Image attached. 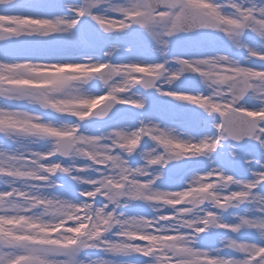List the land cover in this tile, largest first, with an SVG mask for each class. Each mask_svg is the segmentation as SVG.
<instances>
[{
    "label": "clouds",
    "instance_id": "obj_1",
    "mask_svg": "<svg viewBox=\"0 0 264 264\" xmlns=\"http://www.w3.org/2000/svg\"><path fill=\"white\" fill-rule=\"evenodd\" d=\"M24 2L0 42L80 51L0 59V264H264V0ZM134 29L156 58L109 39ZM198 33L227 49L173 51Z\"/></svg>",
    "mask_w": 264,
    "mask_h": 264
},
{
    "label": "rangeland",
    "instance_id": "obj_2",
    "mask_svg": "<svg viewBox=\"0 0 264 264\" xmlns=\"http://www.w3.org/2000/svg\"><path fill=\"white\" fill-rule=\"evenodd\" d=\"M0 20H5L8 22H14L13 17H0ZM200 34H195L193 36H178L173 39L172 45L175 44L176 42H180L182 45L187 44L189 42V38L193 37L194 39L198 37L199 40H197L198 44L196 46H193L192 48H188L187 50H181V49H173L174 52H178L181 54H198V53H204V52H209L215 49H220L219 44H226L225 41H223L219 37H213L209 36L207 34V37H204L200 39ZM126 36V38H124ZM91 39V38H90ZM109 39H117L119 41H122L124 43H131L133 45L132 48V54L136 56L143 57L145 59H154L156 58L154 56L153 50H152V41L143 33L138 30H133L132 32H122L119 36L117 37H109ZM128 39V40H126ZM191 40V39H190ZM212 40V42H210ZM14 41L20 42V44L25 48V53H28L26 57H38L40 53H45L49 57L55 54H61V53H76L80 51L79 48L73 47L70 44L64 43V42H54L52 44L48 45H42V44H37V43H30L29 40H20V39H13L10 38L9 42L12 43ZM192 41V40H191ZM8 43H2L0 42V47L3 46H9ZM92 42L99 47V41L93 39ZM227 45V44H226ZM56 46H59L60 48H55ZM11 47V46H10ZM173 48V47H172ZM14 59H19V56H16ZM13 60V59H12ZM62 67H65L66 69H71L73 66L72 65H63ZM61 67V68H62ZM39 83H44L43 81ZM198 86V82L196 80V77L193 78H185L181 82V86ZM153 102L154 104H159L162 102L166 108L171 109V105L168 103L166 98H161L158 96H152L150 99V104ZM17 106V105H16ZM49 116V118H52V114H46ZM1 140V138H0ZM241 150L243 152H253L255 150V146L250 143L243 144L241 146ZM179 176V175H178ZM177 176V177H178ZM175 177V178H177ZM173 178V177H172ZM134 260H138L139 254H136L135 256L131 257Z\"/></svg>",
    "mask_w": 264,
    "mask_h": 264
},
{
    "label": "bare ground",
    "instance_id": "obj_3",
    "mask_svg": "<svg viewBox=\"0 0 264 264\" xmlns=\"http://www.w3.org/2000/svg\"><path fill=\"white\" fill-rule=\"evenodd\" d=\"M200 39L207 37V34L201 33L200 34ZM124 38H126V36H124ZM192 41H191V40ZM128 40V39H126ZM198 37L197 38H189V42L185 45V44H181L180 42H176L175 44L172 45L173 49H181V50H187L188 48H192L193 46H196L198 44L197 42ZM30 43H34L33 41H30ZM212 42V40L210 41ZM11 46V47H10ZM55 48H60L59 46H56ZM219 48L220 49H227V45L222 43L219 44ZM25 48L20 44V42L18 41H14L12 43L9 42V46H3L0 47V59H8V60H12L14 59L16 56H19V59L25 58L28 53H25ZM48 56L45 53H40V55L38 57L40 58H44ZM65 67H62L60 70H65ZM182 87H197V86H182ZM17 107H27L26 105H17ZM150 109L153 112V114L163 117L165 119H176L179 121H182L184 123H187L189 125H191L194 129H199L200 127H202L200 118L192 113L189 112H181L179 110H173L172 106L171 109H168L165 107V105L160 102L159 104H154L153 102H151L150 104ZM53 116V115H52ZM52 119H55V116L52 117ZM0 143H7V141H4L2 138L0 140ZM197 162L196 161H192L191 164L195 165ZM65 186L66 188H70L69 183L66 181L65 182ZM2 187V186H0ZM139 210L138 207H133L132 209H130V211H137ZM133 257V256H131ZM131 257H126L125 259L127 260H134Z\"/></svg>",
    "mask_w": 264,
    "mask_h": 264
},
{
    "label": "snow or ice",
    "instance_id": "obj_4",
    "mask_svg": "<svg viewBox=\"0 0 264 264\" xmlns=\"http://www.w3.org/2000/svg\"><path fill=\"white\" fill-rule=\"evenodd\" d=\"M18 6L21 8H24V7H30L31 5L26 4L24 0H19ZM14 15H15V10L5 11L3 9H0V17H13ZM23 83H29V82L24 81ZM0 190H3V189H0Z\"/></svg>",
    "mask_w": 264,
    "mask_h": 264
}]
</instances>
